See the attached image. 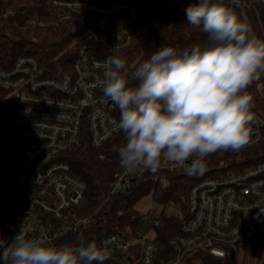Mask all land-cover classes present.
I'll return each mask as SVG.
<instances>
[{
	"label": "built area",
	"instance_id": "built-area-1",
	"mask_svg": "<svg viewBox=\"0 0 264 264\" xmlns=\"http://www.w3.org/2000/svg\"><path fill=\"white\" fill-rule=\"evenodd\" d=\"M179 1L188 7V0ZM251 5L254 0H242L236 9L247 21ZM51 6L59 8V20L73 18L72 12L81 10L103 19L120 11L138 16L134 5L103 7L92 0H53ZM7 13L15 15L11 8ZM31 23L38 22H27ZM249 24L252 37L260 40ZM77 25L86 32L88 44L99 40L97 29L88 28L81 17ZM132 43L129 29L116 25L108 51L119 54ZM88 44L80 47L72 70L58 78L44 76L31 56L19 58L11 68L0 65V88L9 91L14 101V112L0 115V124L8 129L0 139V185L18 195L15 208L0 214V236L11 242L23 226L30 236L56 247L107 240L110 259L105 264H188L193 254L264 264V108L251 85L246 91L253 100L252 142L234 152L257 148L250 153L255 164L202 179L190 188L184 202H157L150 197L152 205L145 209L137 208L141 199L133 202L136 188L152 180L168 189L170 176L184 171L169 162L156 175L128 173L120 167L108 193L88 212L86 184L59 157L79 144L84 128L94 148L122 135L117 127L119 109L104 98L99 86L100 65L108 58L90 55ZM171 218L180 226L172 235Z\"/></svg>",
	"mask_w": 264,
	"mask_h": 264
},
{
	"label": "clouds",
	"instance_id": "clouds-1",
	"mask_svg": "<svg viewBox=\"0 0 264 264\" xmlns=\"http://www.w3.org/2000/svg\"><path fill=\"white\" fill-rule=\"evenodd\" d=\"M242 0H199L185 14L206 41L178 51L161 46L129 75L125 59L101 62L103 96L119 109L123 141L113 147L120 167L143 175L165 162L189 176L203 174L207 158L252 142L253 100L248 87L264 74V41L238 12ZM135 83H132V82ZM109 242L53 246L21 227L0 236V264H105Z\"/></svg>",
	"mask_w": 264,
	"mask_h": 264
},
{
	"label": "trees",
	"instance_id": "trees-1",
	"mask_svg": "<svg viewBox=\"0 0 264 264\" xmlns=\"http://www.w3.org/2000/svg\"><path fill=\"white\" fill-rule=\"evenodd\" d=\"M53 0H0V65L11 68L23 56L34 57L44 76L58 78L72 70L81 46L88 44L86 32L77 25L81 17L88 28H96L99 40L88 44V53L95 57L109 58L119 56L125 59V74L129 75L145 59H148L157 47L174 46L178 51L206 41V34L200 29L188 25L185 7L179 0H92L99 6L116 4L134 5L138 16L133 18L126 11H120L103 19L89 11L72 12L74 17L59 20V8H52ZM75 1V0H61ZM226 0H224L225 2ZM199 0H188L187 5ZM13 9L15 15L7 13ZM248 21L254 26L264 41V3L254 0V5L247 9ZM38 23L27 24L28 21ZM49 22H58L50 25ZM41 24V25H40ZM126 26L133 38L130 49L123 54L108 51L111 30L116 26ZM261 80H264L262 74ZM256 82L251 84L252 92L258 104L264 108V93L258 94ZM132 83H135L134 81ZM264 85L260 88L263 89ZM14 112L13 98L9 91L0 88V115ZM8 135L7 127L0 124V139ZM123 141V134L113 138L100 148L90 144L88 131L84 128L79 144L60 155L67 162L75 177L86 184L85 199L88 212L96 207L108 193L120 169L118 156L113 151L115 145ZM257 148L236 153L234 151L218 152L207 158L203 174L189 176L185 172L172 174V186L163 189L150 180L141 188H136L133 202L142 198L153 197L159 202H184L192 186L206 177L220 176L226 172H236L256 163L250 158ZM225 165L224 168L218 169ZM18 195L13 189L0 185V214L7 215L14 208ZM173 229L171 234L180 231L179 224L170 219ZM166 242V240H163ZM188 264H238L233 256L218 259L206 254H193Z\"/></svg>",
	"mask_w": 264,
	"mask_h": 264
},
{
	"label": "rangeland",
	"instance_id": "rangeland-1",
	"mask_svg": "<svg viewBox=\"0 0 264 264\" xmlns=\"http://www.w3.org/2000/svg\"><path fill=\"white\" fill-rule=\"evenodd\" d=\"M130 48H131V46H130ZM129 48V49H130ZM128 50V49H127ZM127 50H123V51H121V52H119V54L121 55V54H123V53H125ZM256 85H257V87H258V94H262L263 95V93H264V87H263V89H261L260 87L261 86H263L264 85V80H261V79H259L257 82H256ZM152 205V200H151V198H143V199H141L138 203H137V208L138 209H145V208H149L150 206Z\"/></svg>",
	"mask_w": 264,
	"mask_h": 264
}]
</instances>
